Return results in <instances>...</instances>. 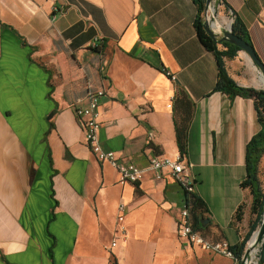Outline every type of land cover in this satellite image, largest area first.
Here are the masks:
<instances>
[{
    "label": "crops",
    "instance_id": "obj_1",
    "mask_svg": "<svg viewBox=\"0 0 264 264\" xmlns=\"http://www.w3.org/2000/svg\"><path fill=\"white\" fill-rule=\"evenodd\" d=\"M221 1L230 11L214 0L221 23L231 28L233 13L264 65V0ZM197 15L193 0H0V264H233L179 239L184 187L150 165L180 155L182 91L193 106L185 160L208 211L204 236L236 246L249 232L252 195L241 184L261 125L253 100L225 85ZM89 88L104 92L102 149L137 164L140 183L120 186L87 146L75 108Z\"/></svg>",
    "mask_w": 264,
    "mask_h": 264
},
{
    "label": "trees",
    "instance_id": "obj_2",
    "mask_svg": "<svg viewBox=\"0 0 264 264\" xmlns=\"http://www.w3.org/2000/svg\"><path fill=\"white\" fill-rule=\"evenodd\" d=\"M193 2L197 7L198 12L195 26L201 43L215 56L220 73L227 88L234 94L253 100L258 121L261 125L259 133H257L248 143L246 153L247 178L241 184V187L243 189H248L252 195V202L249 209L253 216L249 221V232L242 238L238 245L232 247V251L236 257L241 259L244 255L247 243L259 228L264 216V187L260 182V165L262 163V158H264V89L260 90L252 87H242L234 81L228 72L227 63L235 62L239 58V54L242 51L238 47L229 43L214 42L206 33L202 22L206 7V0H193ZM216 4L224 6V13L229 14V7L225 3L221 0H217ZM230 14L233 18L231 25L232 33L251 45L245 26L237 19L236 16L233 15V13ZM178 98L180 99L181 109H178L174 114L176 141L179 154L182 157H185L187 148V125L193 106L192 103L187 100L186 95L182 91L179 92ZM185 196L186 205L189 207V216L192 227L204 236V230L210 226H204V222L207 220L206 214L208 213L206 205L195 193H185ZM244 208V204L239 206L233 217L234 223L242 220ZM255 261L257 264H264V240L257 249Z\"/></svg>",
    "mask_w": 264,
    "mask_h": 264
},
{
    "label": "built area",
    "instance_id": "obj_3",
    "mask_svg": "<svg viewBox=\"0 0 264 264\" xmlns=\"http://www.w3.org/2000/svg\"><path fill=\"white\" fill-rule=\"evenodd\" d=\"M47 3H54L56 0H44ZM212 22V21H211ZM95 47V45H93ZM92 46V47H93ZM166 76L172 80H176L175 75H171L170 72L166 73ZM104 96L102 90L88 89L85 98L87 100L86 106H77L82 103V100H77L75 115L77 119L82 123V127L85 131V139L90 151L97 157L99 161L108 162L111 164L118 173V183L120 186L126 184H138L143 180V170L135 163H121L119 162L115 154L111 151H105L102 149L99 141L100 132V100ZM151 167L159 172L162 168H169L171 175L174 179L181 183L184 187L185 193H192V183L189 180L188 166L186 167L185 157L178 155L174 160L167 157L155 156L150 160ZM157 178H160L157 174ZM118 227L121 236L126 238V229L124 225V211L125 207L119 205L118 208ZM178 237L184 241L192 249L201 250L206 254H217L223 257L229 258L233 261V264H241L242 258L236 257L232 251V247L227 241L221 240L212 242L202 236L201 233L194 230L192 227L191 219L189 216V207L185 204L179 219H178ZM116 242L112 243L115 246ZM252 264H257L255 259Z\"/></svg>",
    "mask_w": 264,
    "mask_h": 264
},
{
    "label": "water",
    "instance_id": "obj_4",
    "mask_svg": "<svg viewBox=\"0 0 264 264\" xmlns=\"http://www.w3.org/2000/svg\"><path fill=\"white\" fill-rule=\"evenodd\" d=\"M202 22L206 33L210 36V38L214 42L229 43L233 46L238 47L243 53H245L246 56L250 59V61L259 70L262 82L264 84V65L256 56L254 49L251 45L245 42L242 38L234 35L232 33L231 28L228 29L222 23H220L217 7L214 3V0H206V7L203 14ZM208 222H209L208 219L205 220L204 226H206ZM263 240H264V216L259 228L252 235L251 239L249 240L246 246L241 264H252L253 260L255 259L257 249Z\"/></svg>",
    "mask_w": 264,
    "mask_h": 264
},
{
    "label": "rangeland",
    "instance_id": "obj_5",
    "mask_svg": "<svg viewBox=\"0 0 264 264\" xmlns=\"http://www.w3.org/2000/svg\"><path fill=\"white\" fill-rule=\"evenodd\" d=\"M219 20H221L219 18ZM221 23V21H220ZM232 67L234 68V72H236L237 76L239 78L243 79L245 81V85L256 88V89H264V84L261 81H257L253 79V71H252V64H250V60L243 54L242 52L239 54V58L232 63ZM261 168V176H260V182L264 187V158H262V163L260 165ZM15 227H19L22 233L25 231L18 225V221H14V229ZM31 229H33V225L30 223L29 231L31 233ZM208 240L209 238L206 237ZM212 241V240H209ZM216 242V241H212ZM114 247V246H112Z\"/></svg>",
    "mask_w": 264,
    "mask_h": 264
},
{
    "label": "bare ground",
    "instance_id": "obj_6",
    "mask_svg": "<svg viewBox=\"0 0 264 264\" xmlns=\"http://www.w3.org/2000/svg\"><path fill=\"white\" fill-rule=\"evenodd\" d=\"M31 245H33V243Z\"/></svg>",
    "mask_w": 264,
    "mask_h": 264
}]
</instances>
